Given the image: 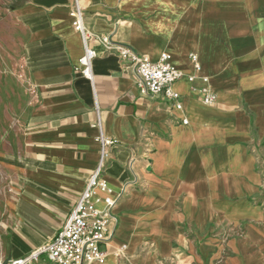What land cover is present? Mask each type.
Segmentation results:
<instances>
[{"label": "crops", "instance_id": "1", "mask_svg": "<svg viewBox=\"0 0 264 264\" xmlns=\"http://www.w3.org/2000/svg\"><path fill=\"white\" fill-rule=\"evenodd\" d=\"M75 2L96 38L92 80L74 70L83 55L69 15ZM102 36L152 61L168 53L195 75L173 86L181 110L140 96ZM0 42L22 60L30 91L0 152L14 190L1 255L26 258L62 229L102 138L112 142L102 176L113 191L124 189L104 264H123L116 250L127 253L135 239L149 246L130 264H264V0H0ZM202 77L215 106L200 102Z\"/></svg>", "mask_w": 264, "mask_h": 264}, {"label": "built area", "instance_id": "2", "mask_svg": "<svg viewBox=\"0 0 264 264\" xmlns=\"http://www.w3.org/2000/svg\"><path fill=\"white\" fill-rule=\"evenodd\" d=\"M71 25L80 35L83 45V55L78 60L74 70L87 80H92V61L97 56L93 48L96 38L84 21V10L77 4L71 7ZM100 44L113 51L122 60L126 68L133 72L134 83L139 95L149 99H159L169 103L175 110L182 108V96L174 90L173 86L186 79L192 83L195 75H184L172 65L171 56L161 53L156 61L141 56L128 46L116 44L107 36L99 39ZM189 60L195 72H199L200 64L196 54H190ZM207 78L202 77V87L199 89L201 104L207 107L215 106L216 95L209 90ZM191 90H194L192 88ZM182 124L187 122L182 120ZM102 148L96 168L88 178L84 190L81 192L73 211L62 229L54 238L36 253L19 260L20 264H44L39 256L45 254L48 261L53 264H103L110 249L113 231L118 224L114 209L122 199L124 189L113 191L102 176L108 154L104 146L111 145L100 138ZM101 194V195H99ZM126 246L117 248L121 257ZM9 264H15L9 261Z\"/></svg>", "mask_w": 264, "mask_h": 264}, {"label": "rangeland", "instance_id": "3", "mask_svg": "<svg viewBox=\"0 0 264 264\" xmlns=\"http://www.w3.org/2000/svg\"><path fill=\"white\" fill-rule=\"evenodd\" d=\"M241 81L242 79L234 80L233 87L240 94L239 96L236 95L238 101L244 104V92L241 88ZM29 102L30 91L22 60H20V57L15 52L8 50L0 42V152L7 148L9 141L13 140L14 133L17 131L20 121L23 120L27 112ZM252 132L256 135L258 133L256 122H254ZM258 156L259 154H257V158ZM261 158L264 166V158L262 156ZM11 178L10 172L0 168V225L5 224L8 219L6 204L14 194ZM135 240L137 242L133 241L131 245L129 244V246L133 247L127 246L128 251L124 253L123 264H130L134 258L141 257L140 253H145L144 248L149 246L145 243L143 249H141L139 240ZM2 241L0 238V246ZM9 261H11L9 258L0 254V264H4V262L9 264Z\"/></svg>", "mask_w": 264, "mask_h": 264}, {"label": "bare ground", "instance_id": "4", "mask_svg": "<svg viewBox=\"0 0 264 264\" xmlns=\"http://www.w3.org/2000/svg\"><path fill=\"white\" fill-rule=\"evenodd\" d=\"M106 261V260H105ZM105 261L103 262V264L105 263ZM15 262V264H20V262H19V260H16V261H14Z\"/></svg>", "mask_w": 264, "mask_h": 264}, {"label": "water", "instance_id": "5", "mask_svg": "<svg viewBox=\"0 0 264 264\" xmlns=\"http://www.w3.org/2000/svg\"><path fill=\"white\" fill-rule=\"evenodd\" d=\"M4 264H6V262H4Z\"/></svg>", "mask_w": 264, "mask_h": 264}]
</instances>
